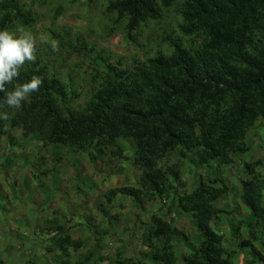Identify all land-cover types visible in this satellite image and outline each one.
Segmentation results:
<instances>
[{"label": "trees", "instance_id": "obj_1", "mask_svg": "<svg viewBox=\"0 0 264 264\" xmlns=\"http://www.w3.org/2000/svg\"><path fill=\"white\" fill-rule=\"evenodd\" d=\"M184 1L125 0L112 4L110 11L128 17L132 32L150 13L163 18L168 9L177 10L181 3L180 35L194 39L190 45L180 35L165 38V42L171 40L172 54L160 51L150 58L133 55L127 59L101 48L100 43L90 46L76 35L55 36L69 56L89 60L92 77L76 79L75 72L65 78L56 76L41 58L38 43V59L21 69L20 82L34 75L42 77L39 92L33 93L20 111L0 109L12 114V119L0 120V144L7 147H12L17 139L14 132L18 131L23 138L42 135L47 146L92 150L97 159L103 160L107 156L123 158L120 141L130 142L138 181L128 195L140 204L166 203L161 215L151 216L145 224L137 242L145 249L143 258H125L118 253L110 260L98 256L108 232L99 238L92 235V246L87 248L84 240L74 241L66 232L65 227L73 220L65 214L68 211L59 206L55 212L48 205L51 214L45 226L41 228L38 220L34 228L47 237L43 254L50 257L51 264H102L107 260L108 264H234L237 250L238 264H264L257 233L246 240L239 228L237 243L235 238L231 243L236 248H232L225 233H217L212 227L220 213L217 205L230 194L226 175L246 172L248 178L240 180L234 198L239 197L255 219L251 226L263 230L264 246V176L258 170L262 161H253L246 139L250 128L264 121V26L256 24L262 21L264 10L255 5L260 0ZM236 21L258 26L262 37L259 49L245 61L235 58L240 42L231 28ZM18 24L35 26L32 7L26 1L0 0V30H15ZM249 31L252 34L255 30ZM196 38L202 40L199 48L194 46ZM44 47L46 54L50 49ZM91 85L97 86L87 88ZM7 87L11 90L10 85ZM252 92H258L257 99L244 104ZM174 153H190L200 170L207 169V179L202 178L192 192L177 187L181 175L179 163L172 161ZM236 154L239 158L234 160ZM116 197L117 192L106 194L107 205L97 207L109 223L117 221L112 209ZM54 198L50 195L51 205ZM184 218L194 225L197 242L181 255L177 249L180 240L188 239ZM79 227L90 229L81 222L73 229ZM51 252H55L54 257Z\"/></svg>", "mask_w": 264, "mask_h": 264}, {"label": "rangeland", "instance_id": "obj_2", "mask_svg": "<svg viewBox=\"0 0 264 264\" xmlns=\"http://www.w3.org/2000/svg\"><path fill=\"white\" fill-rule=\"evenodd\" d=\"M21 1L28 2L33 9L36 24L29 29L35 35L43 33L55 39V36L61 37L64 33H69L72 38L76 35L85 39L90 46L100 43L101 48L109 52L111 50L113 55H124L127 59L133 55L150 58L160 51L172 54L171 40L165 42V38L176 39L181 34L180 26L183 23L178 9L181 13L182 4L185 2L181 0L182 4L179 3L177 10H166L163 18L150 13V17L131 32L128 29L129 18L118 17V14L110 11L112 4L125 0H32L33 3L28 0ZM255 5L264 10V0L256 2ZM256 24L260 28L264 26V13L262 21ZM258 26L254 27L245 21L232 24L231 32L235 33L240 42L235 48L236 60L245 61L259 49L262 37ZM249 29L255 31L251 34ZM180 37L185 43L189 42L188 45L194 40L182 35ZM195 40L194 46L199 48L202 40ZM58 42V53L45 45L50 49L45 54L44 45L39 46L42 49L41 58L49 63L52 73L60 78H65L72 72H75L72 74L76 79L80 76L92 77L89 60L76 55L69 56L61 47L60 41ZM134 46H139L141 50ZM81 84L79 82L78 86ZM86 91L85 89L84 92ZM257 96L258 92H252L246 96L244 104L255 101ZM14 133L17 139L12 147L0 144V264H51L50 257L43 254L44 248H47V237L34 228L38 220L41 228L45 226L44 222L51 214L48 205L55 212L59 211V206L64 212L65 209L68 211L65 214L73 220L65 227L68 230L66 232L74 241L84 240L87 248L92 246V235L99 238L108 232L102 242L103 249L98 255L102 259H113L118 253L123 254L125 258H143L145 249L139 247L137 242L145 224L149 223L151 216L158 213L161 215V208H164L166 203L154 201L140 204L136 197L128 195L137 188L138 181V172L133 165L134 148L130 142L120 141L124 149L123 158L107 156L101 160L95 157L92 150L70 149L62 145L47 146L40 134L23 138L20 132ZM246 139L251 145L250 155L253 161H262L258 170L264 176V121L255 123L248 131ZM237 158L239 155L233 156L234 160ZM172 161L179 163V189L192 192L202 178L207 179V169L200 170L192 154L182 156L180 153H174ZM198 172L202 175L199 176ZM211 172L214 176L215 167H212ZM226 177L230 194L217 205L220 213L212 221L213 230L217 233L224 232L227 243L232 248H236L231 243L234 238L237 243L239 228L246 240L253 239V234L257 233V244L260 252L264 254L263 230L251 226L255 219L251 217L244 202L239 197L234 198L240 180L247 179L248 174L243 171L239 175L230 172ZM111 192H117L112 208L113 214L117 216L114 223H109L97 209L100 205H107L104 196ZM50 195L55 197L52 199V205L49 202ZM84 211L86 213H83ZM183 221L188 239L180 240L177 249L181 255L187 254L193 246L196 247L197 242L193 234L194 225L188 219L184 218ZM80 222L90 226V229H73V226ZM130 243L134 245L131 246ZM249 252L250 249L247 254ZM51 253L54 257L55 252ZM236 253L234 264L239 263L240 251L237 250ZM108 260L102 264H108Z\"/></svg>", "mask_w": 264, "mask_h": 264}, {"label": "clouds", "instance_id": "obj_3", "mask_svg": "<svg viewBox=\"0 0 264 264\" xmlns=\"http://www.w3.org/2000/svg\"><path fill=\"white\" fill-rule=\"evenodd\" d=\"M38 43L48 45L51 51H60L59 42L46 34L35 35L29 28L18 24L15 30H0V109L20 111L31 95L39 92L44 81L40 76H32L20 82V72L25 64L36 63ZM11 86V90L7 86ZM12 119L9 111L0 110V120ZM7 131V127H5ZM136 169V168H135ZM138 172V170H136Z\"/></svg>", "mask_w": 264, "mask_h": 264}]
</instances>
